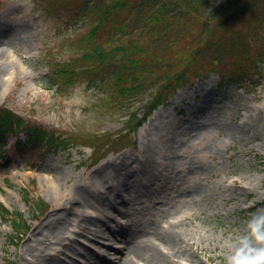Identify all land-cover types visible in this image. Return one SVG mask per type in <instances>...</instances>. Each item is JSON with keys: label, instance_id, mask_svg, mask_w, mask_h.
<instances>
[{"label": "rangeland", "instance_id": "374dc122", "mask_svg": "<svg viewBox=\"0 0 264 264\" xmlns=\"http://www.w3.org/2000/svg\"><path fill=\"white\" fill-rule=\"evenodd\" d=\"M42 2L0 0V30L7 31L0 38V50L5 53L0 65L10 68L0 78V107L12 111L22 121L21 127L41 125L75 139L64 150L42 154L22 151L26 138L20 130L8 133L0 151V201L11 211L23 213L29 222L27 231L17 235L11 221L0 214V264H18L23 244L33 228L56 208L57 200L47 191L53 180L52 165L63 172V185L57 188V197L67 195L78 181L110 214L111 218L105 220L115 231L108 232V239L75 235L78 243L94 248L113 242L119 237L118 230L121 232V228L143 216H135L129 202L120 204L122 210L130 208L127 215L109 209L105 201L113 194L92 183V175L100 167L110 171L116 165L122 175H116L115 181L127 178L128 184L122 186L123 197L132 196L137 188L148 192L151 184L162 177L186 179L211 192L199 219L182 220L185 215L192 217L195 211L189 202L175 206L159 219L180 221L175 230L185 233L190 243L176 251V261L225 264L233 245L249 231L252 216L264 211V81L242 89L228 82L220 83L215 74L190 77L191 81L184 85L144 91L140 103H123L129 108L120 109L122 104L113 101L109 92L90 86L84 78L62 86L49 80L52 68L88 50L84 37L90 25L67 21L66 13L51 15L45 12ZM233 31L245 35L249 32L245 23L230 28L227 35ZM242 39L245 41L246 37ZM232 50L237 52L238 48L233 46ZM226 52L225 60H229L231 53ZM156 95L162 98L161 104L135 132L131 131L126 125L130 115H123L137 110L143 116L146 101ZM111 101L116 103L115 107ZM120 133L131 143L107 153L109 141ZM101 134L104 137L96 140L94 135ZM96 143L100 147L95 154L91 146ZM191 167L195 170L188 174ZM233 181L236 185H231ZM28 200L44 201L43 209L35 211ZM73 210L78 208L74 206ZM34 216L37 219H32ZM161 246L175 252L165 244ZM191 253L194 258L189 256Z\"/></svg>", "mask_w": 264, "mask_h": 264}, {"label": "trees", "instance_id": "16d2710c", "mask_svg": "<svg viewBox=\"0 0 264 264\" xmlns=\"http://www.w3.org/2000/svg\"><path fill=\"white\" fill-rule=\"evenodd\" d=\"M45 12L65 15L68 20L88 22L84 37L88 50L56 65L48 75L54 84L68 85L78 78L119 101L120 109L140 102V94L153 88L184 85L191 78L215 74L220 83L242 89L264 81V0H43ZM42 2V3H43ZM245 23L248 34L230 28ZM246 40L243 41L242 37ZM238 48L235 52L232 47ZM230 51L232 58L225 60ZM191 74V75H189ZM60 86V87H61ZM107 96V97H108ZM124 99L131 100L130 102ZM156 95L146 103L143 116L130 115L126 125L135 132L161 102ZM110 102L112 106L116 103ZM127 103V104H123ZM143 105V104H142ZM16 115L0 107V151L7 133H25L24 152L48 154L70 147L74 136L60 134L41 125H25ZM16 126V127H15ZM96 140L104 135H94ZM106 139L110 135H105ZM125 134L109 141L110 149L129 145ZM88 143V142H84ZM94 153L99 143L92 145ZM30 165V164H28ZM34 210L44 201H29ZM0 214L11 221L15 234L28 229V220L10 211L0 201Z\"/></svg>", "mask_w": 264, "mask_h": 264}, {"label": "bare ground", "instance_id": "6f19581e", "mask_svg": "<svg viewBox=\"0 0 264 264\" xmlns=\"http://www.w3.org/2000/svg\"><path fill=\"white\" fill-rule=\"evenodd\" d=\"M6 33L7 31L0 30V38ZM4 55V51L0 50V58ZM8 71V66L0 65V78ZM194 170L191 167L186 172L191 174ZM51 173L53 180L47 191L57 200V206L44 221L33 228L23 244L18 264H105L104 261L108 260L110 264H140L141 261L146 264H181L174 259L176 251L185 245L190 246V243L185 238V233L175 230L181 224L180 221L170 218L162 221L159 219L160 215L189 202L195 211L192 217L185 215L182 220L199 219L204 201L212 197L211 192L195 187L186 179L177 181L170 177H162L158 183H152L148 192L137 188L132 196L123 197L122 186L128 184L127 178L115 181L116 175H122L116 165L110 171L100 167L93 173L92 183L113 194V197H107L105 201L109 209L123 216L132 208L135 216H143L121 228V232L118 230L119 237L113 242L107 241L94 248L86 243H78L75 235L87 239L94 235L108 239V232L112 234L115 231L114 226L105 220L111 218L110 214L101 208V203L88 187L80 185L78 181L72 184L67 195L57 197V188H62L63 185V172L59 166L52 165ZM231 185H236V181ZM124 202L132 204L127 211L120 209V204ZM74 206L78 208L77 211L73 210ZM88 209L96 213H91ZM150 209L152 212H148ZM117 226L120 227L118 223ZM161 244L175 252L165 251ZM189 256L194 258L195 254L191 253ZM196 264H200V261L197 260Z\"/></svg>", "mask_w": 264, "mask_h": 264}, {"label": "clouds", "instance_id": "9594fccd", "mask_svg": "<svg viewBox=\"0 0 264 264\" xmlns=\"http://www.w3.org/2000/svg\"><path fill=\"white\" fill-rule=\"evenodd\" d=\"M248 230L233 245L225 264H264V211L252 216Z\"/></svg>", "mask_w": 264, "mask_h": 264}]
</instances>
